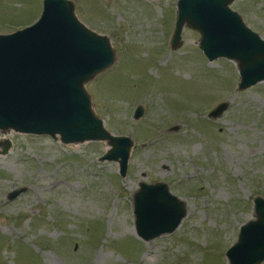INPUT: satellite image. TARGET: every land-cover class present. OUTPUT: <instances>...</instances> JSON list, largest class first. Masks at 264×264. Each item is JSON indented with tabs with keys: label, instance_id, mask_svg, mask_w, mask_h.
Wrapping results in <instances>:
<instances>
[{
	"label": "rangeland",
	"instance_id": "374dc122",
	"mask_svg": "<svg viewBox=\"0 0 264 264\" xmlns=\"http://www.w3.org/2000/svg\"><path fill=\"white\" fill-rule=\"evenodd\" d=\"M68 1L115 54L85 89L105 130L133 143L126 175L99 161L111 149L105 141L64 145L59 136L0 132L10 145L0 153V264H229L225 252L254 220L253 200L264 198V81L237 91V64L209 62L200 34L185 26L171 50L177 0ZM230 7L264 40V0ZM41 11L42 0H0V34ZM222 102V116L208 118ZM140 182L165 183L185 202L173 233L136 236Z\"/></svg>",
	"mask_w": 264,
	"mask_h": 264
},
{
	"label": "water",
	"instance_id": "95a60500",
	"mask_svg": "<svg viewBox=\"0 0 264 264\" xmlns=\"http://www.w3.org/2000/svg\"><path fill=\"white\" fill-rule=\"evenodd\" d=\"M234 0H177L171 50L181 46L187 27L200 34L198 47L209 62L237 64V91L264 81V40L243 23L230 5ZM68 0H43L39 19L10 34H0V131L48 136L64 144L105 141L111 147L99 161L118 164L126 175L132 141L113 136L91 108L85 84L110 67L115 58L109 40L84 26ZM228 108L219 103L208 113L218 119ZM137 107L133 118L142 116ZM3 144V145H2ZM1 154L9 150L3 142ZM132 198L136 236L150 241L173 233L186 215V204L165 183L140 182ZM8 193V200L24 192ZM254 220L239 228L225 252L229 264L264 261V198L256 197Z\"/></svg>",
	"mask_w": 264,
	"mask_h": 264
},
{
	"label": "bare ground",
	"instance_id": "6f19581e",
	"mask_svg": "<svg viewBox=\"0 0 264 264\" xmlns=\"http://www.w3.org/2000/svg\"><path fill=\"white\" fill-rule=\"evenodd\" d=\"M0 132H1V131H0ZM3 135H4V137H0V144L2 143L1 140H3V138H6V137H7L6 134H3Z\"/></svg>",
	"mask_w": 264,
	"mask_h": 264
}]
</instances>
